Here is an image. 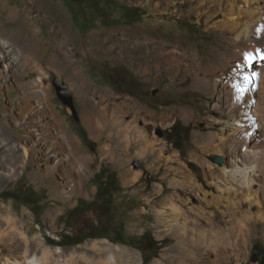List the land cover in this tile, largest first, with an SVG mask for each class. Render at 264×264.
<instances>
[{"label": "rangeland", "instance_id": "obj_1", "mask_svg": "<svg viewBox=\"0 0 264 264\" xmlns=\"http://www.w3.org/2000/svg\"><path fill=\"white\" fill-rule=\"evenodd\" d=\"M0 2V31L25 34L23 19L36 23L38 33H30L26 41L43 55L41 67L48 76L43 85L50 89L52 108L51 115L45 117L49 125L42 130H37L30 114L23 118V127H16L14 120L23 115L18 110L23 102L19 83L38 74L27 79L21 74L13 76L5 85L7 90L0 87V127L4 134L14 146H29L36 133L56 148L65 147L67 138L79 154L89 157L83 192L72 201L64 203L53 197L49 179L33 180L29 176L34 170L32 162L23 175L0 189V213L4 217L10 206L17 215L26 211L25 219L18 220V228L30 241L40 242L36 255L40 257L47 247L50 256L45 264H88V258L106 261L108 254L100 252L102 244L97 242L107 241L138 251L142 264H163L177 240L174 216L181 213L190 218L188 225L194 221L203 227L207 218L214 217L219 225L214 227L225 229L230 219L228 209L234 207L233 211L239 214L242 209L245 215H238L235 223L242 231L238 230L233 243L223 251L228 258L225 264H262L261 259L252 261V256L264 251V116L256 111L260 105L264 112V94L258 87L252 104L233 87L244 85L236 65L245 60L248 50L242 44L236 50L230 34L215 28L220 17H207L210 1L88 0L77 8L83 28L74 24L72 11L63 0ZM15 10L21 12V18L11 14ZM51 54H56L55 68L49 66ZM66 56L69 65L64 62ZM75 70L81 72L82 93L69 81ZM56 79L73 93L79 120L58 97ZM4 120L8 127L2 125ZM134 128L148 132L153 147L163 154V161L155 168L126 156L128 142L124 136L132 139ZM232 144L239 150L235 159L230 153ZM104 147L110 149L109 154L102 152ZM247 148L251 150L247 152ZM112 152L116 161L111 159ZM217 155L222 156V165L215 162ZM239 159L256 166L258 172L251 189L243 188L236 196L245 202L233 206L221 196L219 187L240 190L235 184L221 183L223 170H232V161L239 163ZM176 161L191 179L182 177L177 184L163 179L168 167H177ZM129 169L137 175H130L129 184H125L123 177ZM12 194L14 198H8ZM167 196L173 198L171 203L164 200ZM205 229L207 238L212 227ZM64 236L70 245L50 243L60 242ZM12 245L0 243L2 263L11 260L10 252L23 253ZM154 245L156 248H151ZM209 252V261L218 259Z\"/></svg>", "mask_w": 264, "mask_h": 264}, {"label": "bare ground", "instance_id": "obj_2", "mask_svg": "<svg viewBox=\"0 0 264 264\" xmlns=\"http://www.w3.org/2000/svg\"><path fill=\"white\" fill-rule=\"evenodd\" d=\"M202 1L203 0H201V2ZM204 1L205 3L210 1V5H211L209 6L210 9L206 12L207 17L210 19L220 17V19L215 24V28L221 30L225 34H230L229 38H233V40L231 41L234 42L233 46L236 47V50L239 47V45L242 44L243 46L247 47V50L249 51V52L247 51L243 56L245 60H243V62L238 61L237 65L236 64L235 65L237 72L239 76L243 79V81L245 76L251 77L250 82H248L246 85L247 88L249 87L248 91L241 94V96L244 99L246 98L248 99V102H251V100H253L252 97L254 95H257V93L259 94V91H263L264 94V67H263L264 58H261L264 57V0H204ZM1 4L2 3L0 2V6ZM1 12L2 9H0V13ZM11 14L17 19L21 18V12L18 10L12 11ZM23 21L24 24L26 23L23 27L25 34L23 33L17 34L15 32L8 33L2 30L0 31V87H4V89L7 90V87L5 86L7 81L11 79L13 76H16L17 74H21L22 78L24 79H27V77L31 74H36V73L38 74L36 78L27 80L24 83H19L20 97L23 99L22 100L23 102L20 103L18 110L21 113H23V115L22 118L20 119L14 118L16 119L14 120V124L18 128L23 127L24 125L23 118H25L27 114H30L31 120L36 124L37 130H42V127L49 125V123L46 122L45 117H49L51 115V110H52L50 104V100H51L50 89L43 85L44 79L47 78L48 76L43 72L41 67V59L43 58V55H41L39 51L32 48L33 46L29 43L32 49L31 50L28 44L29 41L28 42L26 41L27 35H29L30 33L32 34L38 33V30L35 28L36 23L31 22V24H29V22H27L25 19H23ZM240 48H244V47H240ZM249 53H251L254 57V59L251 62H249L247 58ZM51 55L52 57L49 58V63H50L49 66L53 67V64L56 63V60H54L53 57L56 54H51ZM236 59L237 58H235V61ZM64 62L66 65H69L71 63V61L67 56L65 57ZM229 67L231 68L230 65ZM80 73L81 72L79 70L73 71L69 79L72 88L76 89V91L78 92H81L82 90L81 82L78 76ZM238 74H235V76ZM231 77L233 78V76ZM218 80H220L219 82H221L222 79H218ZM258 87L260 89H258L259 91L257 92ZM3 92L4 91L2 89L1 93L3 94ZM256 98H259V96ZM31 100H35V101H31ZM251 103L253 104V102ZM133 107H135L136 110L139 109V106L136 104H134ZM6 110L4 111L6 112ZM256 111L257 114L264 116L263 115L264 112L262 113L263 110L261 109L260 105L256 108ZM259 118L263 119L262 117ZM2 125L4 127H8L5 120L2 121ZM50 128L51 125L49 126V129ZM142 131H144V129H142ZM38 135L39 133L32 135V140L29 146L27 145L14 146V144H12L11 142L10 136H6L3 132V128L0 127V189H2V187H4L9 182L14 181L17 177L23 175L24 172L26 171L28 163L32 162V164L34 165V170L30 172L29 176L33 180L40 182L42 180L49 179V181L51 182L50 184L53 187L51 190L53 197L57 199H61L64 203L72 201L74 196H79L83 192L84 184H85L84 179L86 174L89 172V165H88L89 157L85 153L82 155L79 154L77 147L74 146L72 143H70L67 138L65 139L66 141H64L67 144L65 145V147L59 146L60 148H56L54 146V143L49 144L47 139L40 137ZM131 136L132 139H129L127 134L124 136L125 140H127L128 142V145H126L125 147L126 156L135 157L141 160L149 168L152 166L153 168H155V165L157 163L163 161L164 159L163 154H161V151H157L153 147V140L151 139L148 132L141 133V131L140 132L135 131L134 128ZM249 150L251 149L249 148ZM105 151L109 154L110 149L104 147L102 149V152ZM133 151L134 153H132ZM230 153L232 154L233 159L238 158L239 157L238 147L233 144L230 145ZM130 154H133V156H131ZM113 155L114 153L112 154L111 159L112 160L114 159L116 161L115 156ZM119 159L122 160L121 158ZM238 161L239 163H237V161L235 160L232 161L234 163L232 170L226 168L223 170L224 177L221 176L223 177V181H221V179L219 178L220 179L219 181H221V183L223 184L224 183L230 185L235 184L239 187L238 188V190L240 189L239 191L232 190L231 186H229L228 189H222L219 187V190L221 191L222 194L221 196L224 197L225 199H229L230 203H232L233 206H239L240 204L245 202L244 198L239 199L236 198V196L238 194L240 195L243 188L244 190L251 189L252 184L254 182L253 177H255V175H257L258 172L256 170L257 169L256 166L254 167V165L252 164L248 166V164L243 162V159H239ZM118 162L121 163L119 160ZM176 163H178L177 167H173V166L172 168L171 166L168 167L169 169L167 170V172L172 171V174L167 175V172H165L163 179L172 184L174 183L177 184V182H179L180 178L182 177L184 179L185 178L191 179L190 178L191 176L187 173V171H185V169L181 167L182 164L180 165L178 161H176ZM259 172L261 171L259 170ZM134 174H136V172H134L133 170L131 169L127 170L123 177L124 183L129 184L130 181L129 177L130 175H134ZM168 174H170V172ZM182 182L183 180L181 181V183ZM191 183L189 182V184ZM248 199L250 200V198ZM164 200L170 202L173 200V198L167 196ZM226 202L228 204V201ZM232 209L235 208L229 207L228 212L226 214L230 217V219H229V225L225 229H223L222 227L220 229L217 228V226L219 227V225L214 217L207 218V220L205 221L207 226L212 227L210 236L207 238L206 236L208 234V231L205 229L207 226L203 227L204 224L200 225L194 221L193 223L190 222L191 225H188L190 218L184 216L180 212L179 215L176 214L177 216H174V219H176L178 223L172 224L174 230L171 229L173 230V232L175 231L177 232V235H175L177 238L176 244L173 247V253L165 257L166 262L163 264H203V263L225 264L228 258L227 256L223 255V251L225 247H228L233 243L232 240L233 238H235L238 230L242 231L237 227L235 223L238 220V215L240 214L242 218H244L245 215L244 212L241 211L242 209L240 210L239 214L238 212L233 211ZM6 212H7L6 214L7 217H4L0 213V243L5 244L7 242H10L14 246H16L17 250L20 249L23 250V253L20 254L18 252H10L11 260L4 263L0 261V264H45V262H47L46 260H48L50 256L47 247L42 250L41 256L38 257L35 253V249L37 248L38 245H40V242L37 239L30 241L27 233L23 232L20 228H18V222H19L18 220H20L21 217L22 219H25V217L27 216L26 211L23 210L21 212V215H17L16 213H14L13 208L10 206L6 210ZM164 217L165 215L162 214L163 219L160 220L161 222L165 220ZM215 225L217 226L214 227ZM197 234H198L197 236L198 238L193 236ZM97 243L103 245L99 247V250L101 253H105V254L107 253L108 257L106 261L102 258H100L97 261L88 258V264H142L141 254L136 250H132L123 246L112 245L110 243H107V241L97 242ZM94 246L97 247L96 245ZM206 251L208 252L210 251L211 253H214L218 257V259H216L213 262L209 261L208 260L209 258L206 257L208 256V253H206ZM157 264H161V263H157Z\"/></svg>", "mask_w": 264, "mask_h": 264}, {"label": "water", "instance_id": "obj_3", "mask_svg": "<svg viewBox=\"0 0 264 264\" xmlns=\"http://www.w3.org/2000/svg\"><path fill=\"white\" fill-rule=\"evenodd\" d=\"M54 85L57 91V95L62 101L64 105L69 107L72 112L74 117L79 120L78 115H77V110L75 108V100H74V95L70 91L69 87L65 84H62L58 79L54 81ZM215 162L222 165L224 163L222 156L217 155L215 158ZM262 261V264H264V251L259 252V253H254L252 256V261L256 262L258 260Z\"/></svg>", "mask_w": 264, "mask_h": 264}, {"label": "trees", "instance_id": "obj_4", "mask_svg": "<svg viewBox=\"0 0 264 264\" xmlns=\"http://www.w3.org/2000/svg\"><path fill=\"white\" fill-rule=\"evenodd\" d=\"M67 3V5L70 7L71 11H72V18H73V22L75 25H77L80 28H83L80 20H79V16H78V9L82 7L88 0H63ZM94 26L91 27V29ZM9 195V194H8ZM8 198H14L13 194L12 196H8ZM29 203V202H28ZM31 205L35 206V203H30ZM68 236H64L63 239L60 242H55V241H51L50 243L52 245H59V246H68L70 244L66 243L65 241H67ZM151 248H156V246L154 245L153 247L151 246Z\"/></svg>", "mask_w": 264, "mask_h": 264}, {"label": "snow or ice", "instance_id": "obj_5", "mask_svg": "<svg viewBox=\"0 0 264 264\" xmlns=\"http://www.w3.org/2000/svg\"><path fill=\"white\" fill-rule=\"evenodd\" d=\"M248 61L251 62L254 57L251 53L248 54ZM261 58H264V57H261ZM255 75V74H254ZM251 80V77H247L245 76L244 77V85H241V84H235L233 85V87L236 89L237 93L238 94H243L244 92L248 91V88L246 87L247 83L250 82ZM238 98H239V95H238Z\"/></svg>", "mask_w": 264, "mask_h": 264}, {"label": "crops", "instance_id": "obj_6", "mask_svg": "<svg viewBox=\"0 0 264 264\" xmlns=\"http://www.w3.org/2000/svg\"><path fill=\"white\" fill-rule=\"evenodd\" d=\"M95 117H96V116H95ZM100 117H101V119H102V118H103V115L100 116ZM96 118H97V117H96ZM90 123L92 124V120H90L89 124H90ZM92 129H93V127H91V130H92ZM93 130H94V129H93ZM93 130H92V131H93Z\"/></svg>", "mask_w": 264, "mask_h": 264}, {"label": "flooded vegetation", "instance_id": "obj_7", "mask_svg": "<svg viewBox=\"0 0 264 264\" xmlns=\"http://www.w3.org/2000/svg\"><path fill=\"white\" fill-rule=\"evenodd\" d=\"M262 252V251H261Z\"/></svg>", "mask_w": 264, "mask_h": 264}]
</instances>
